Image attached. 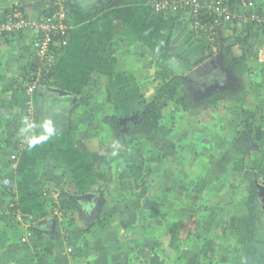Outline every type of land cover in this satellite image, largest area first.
<instances>
[{"label":"crops","instance_id":"0c3cea01","mask_svg":"<svg viewBox=\"0 0 264 264\" xmlns=\"http://www.w3.org/2000/svg\"><path fill=\"white\" fill-rule=\"evenodd\" d=\"M66 2L73 24L68 44L55 47V70L50 80L41 84L31 98L37 112L32 143L13 171H10L9 154L21 124L26 99L23 82L34 62L31 51L34 33L24 30L0 37V179L12 176L11 181L4 179L6 185L2 187L5 190L0 191V204H5L6 216L15 214L13 217H20L14 223L0 220V234L3 236L0 264H83L86 261L92 264H135L128 259L122 261L118 246L119 234L124 231L122 226L130 222L115 219L110 227L102 230L97 222H109L112 217L100 220L96 216L97 222L87 223L81 215L88 210L85 204L91 205L101 195L103 199L101 193L106 179L101 176L98 180L93 178L102 174L101 168L106 162V155L98 149L104 142L99 135L106 132L104 143L110 138L114 140L112 143L116 145L111 153L114 152L116 158L130 151L119 147L112 130L109 131L106 113H116L120 117L122 113L124 116L136 115L130 109L131 102L152 100L161 80L174 75L187 77L190 88L194 82L199 84L198 91L209 94L217 88L232 90L229 85L231 75L239 71L242 73L235 79L238 87L230 96L242 93L253 101L252 98L259 94V86H264L256 81V78L264 79L263 75L256 74L257 68L261 69L259 62H264L257 51L259 44L264 43V29L239 21L224 23L218 28L216 38L230 47L233 58H243L240 63L226 67L221 48H214L212 55L207 56V41L193 34L185 13L157 14L149 8L147 0ZM14 3L20 5L27 17H36L49 6L43 0H0V18ZM255 7L264 15V0H256ZM239 11L247 13L249 9L240 7ZM211 58H214V66L210 63L202 65ZM210 73L218 74L211 82L207 79V83H198V78ZM253 109L257 112L245 118L251 127L245 133L248 137H238L240 143H245V138L248 143L252 142L246 147L248 149H243L247 152L243 158L250 160L251 164L236 176V182L232 180L231 170L228 171L230 176L224 174L234 181L235 187L231 189L228 184V188H219L218 197L209 187L210 183L201 186L197 183L199 180H188L184 186L188 189L186 199L174 195L164 199L152 196L154 201L150 197L144 198V203L149 206L150 202L155 209L165 204L172 215L166 220L150 223V238L144 244L135 241L140 251L137 264H149L152 258L157 264H175L176 261L178 264H264V234L259 232L264 223L257 226L259 208L262 205L260 210L264 209V104L259 103ZM92 116L94 119L103 117V122L98 125L104 129H98V140L89 129ZM95 143L100 146L94 148ZM232 152L229 150L230 154ZM99 160H102L101 164L96 163ZM118 166L119 163H114L113 169ZM35 174L38 176L36 180ZM217 179L221 180V177ZM217 179L214 182L218 186L223 184ZM251 181L263 189H258L261 194H257V201L253 204V217L249 216V200L244 201L242 195L238 197L242 191L237 192L236 199L232 196V192L241 190L240 186L248 189ZM44 186L67 192L79 204L71 219L68 239L56 237L51 200L42 194ZM199 187L207 190L212 202L204 197L187 204L188 198ZM245 192L243 197L248 198ZM12 201L18 206L15 213L8 211ZM202 204H209L207 210L212 212L211 217L207 216L206 209L187 213V207ZM117 207L113 208L118 210ZM101 211L105 217V209ZM173 223H178L179 228L176 224L172 226ZM184 241L186 245L182 248ZM68 246L71 247L69 252L66 250ZM81 247L88 249L91 255L84 257ZM114 247L117 251L113 250ZM49 248L51 254L46 252Z\"/></svg>","mask_w":264,"mask_h":264},{"label":"rangeland","instance_id":"374dc122","mask_svg":"<svg viewBox=\"0 0 264 264\" xmlns=\"http://www.w3.org/2000/svg\"><path fill=\"white\" fill-rule=\"evenodd\" d=\"M257 51L260 55L259 58L264 60V58H262V56L264 57V43L259 44ZM259 63L261 65V69L257 68L258 72H256V74L261 77L262 75L264 76V62L260 61ZM235 69L239 68L235 67ZM241 69L244 68L241 67ZM241 73L239 71H236V73L233 72V74L231 75V82L229 83V85L233 90L238 87L239 83L235 82V79L238 78V74ZM216 74L218 73H210L209 76L208 74H204L202 76L203 78H198V83L202 84L203 81L207 83V79L211 82L212 77ZM195 81H197L196 78ZM256 81L259 83L262 82L264 85V79L256 78ZM192 85H194L191 88L193 93L192 95L196 103H194L188 110H183L181 109V106L178 105L177 106L179 108L177 106L174 107L173 105L169 104V106L164 111L162 123L168 124V126L172 128V136H174L173 139H175V145L177 146L176 159H169L165 167L159 166L158 163L145 162L146 160L144 151L138 153L136 152L137 148L127 149L130 150V153L128 152V154H124L123 156H121V158H116L114 152L111 153V149L116 145L115 142L112 143V141L114 140L110 138L107 143H104V136L106 132L103 131L99 135L100 138L104 140V142L98 149L102 151V153H104V156L106 155V158H104L106 159L107 163L103 161L105 165L102 168L100 167L102 174L95 175L93 176V178H97L96 180H98V177L101 176V179H106V184L104 183L101 193L103 194V199L101 195V198H99L98 200L96 199L95 201H93L94 199H92L91 202H93L91 203V205L85 204L84 207L88 210L83 211V208L82 211L84 213H82L81 215L84 219H87V223L93 221L97 222V218H95L94 213L97 212V214L100 216L102 215L101 210L105 209V213H103L106 215L105 218H112L109 222H97L101 224L100 228L102 230L110 227L111 222L115 219H123L122 222L124 223L130 222V224L128 223L122 226V230L124 231H122V234H119L120 238H118L119 252H121L122 254V261H124V259H128L131 260L132 263L135 262V264H137L139 256L138 254L140 251L137 249L136 243L144 244L145 241L149 240L150 236L148 235V232L150 229V223L158 219L166 220L168 217H170V215H172V213L170 214L169 212L170 208L168 210V208L164 206L165 204H162L157 209H155L150 206V202L149 206H147L144 203V198L150 197V200L154 201L152 196H156L159 199H164L172 198L171 195H174L173 197H176L178 199H186V193L188 192V189H184L187 187L184 186L189 182L188 180H190L191 182H196V180H199L197 183H199L201 186L202 184L205 185L210 183L209 187L211 188V190L213 189L216 195L220 197L218 191L219 188H228V184L230 185L231 189L235 187L233 185L236 176H240L242 171L247 169L246 167L250 166L251 164L250 160V162L245 161V158H243L245 156V153L247 154V152L243 149L251 145L252 142H247L248 140L246 138L248 137V134L243 135H247L243 140L245 141V143L238 142V137L241 136L240 133L245 128H247V132L251 129V127H246L243 121L257 112L253 108L259 103L264 104V86H259V94H256L257 96L252 98L253 101L249 99L250 97L246 98V95L241 93L238 95L230 96L225 101L220 103L218 109H216L215 111H211L209 109H205L203 103L201 102L203 96L207 95V91H198L199 84L197 83L194 84L193 82ZM168 92L169 98V95H171V91ZM144 99L146 100L147 97L145 96ZM139 100L140 103H138L139 101L135 103L131 102L130 109H133V111L140 109V105L142 103L144 104V102H142L143 100L141 99ZM90 118H93V120L89 122L92 126L89 129L93 133V136L97 139L99 130L104 129H102V127L98 125L100 122H103V117L101 118V116H97L94 119V116H92ZM123 118L125 117H120L119 122L123 123ZM110 130L111 129L109 128V131ZM94 132L98 133L95 134ZM33 133L34 132H32L29 138V143L22 155H24V153L29 149L32 143ZM149 141L162 150L166 149L169 145L166 138L161 136L158 132L153 133L149 137ZM99 146L100 145L97 143L94 144V148H97ZM142 149L145 150V147ZM229 150L233 151V154H230ZM20 158H18L17 163L15 164L13 160L9 159L11 164L10 171H13V169L17 167ZM96 163L101 164L100 162ZM114 163H119L120 166H118L117 169H113ZM132 166L135 167V169H133ZM229 170L233 172L232 180L234 181H230L226 177L228 175L230 176V173L228 172ZM4 177L0 179V191L5 190V188H2L4 187V185H6L5 180L11 181L12 179V176L8 178ZM33 177L36 180L38 176L37 174H35ZM217 177H221V180L217 179ZM182 178L186 181L183 185L182 183H180V181H182ZM215 179L221 181L223 184L218 186L216 182H214ZM142 180L145 181V184H147L145 186V196L140 195L142 189ZM47 188L51 189V187L44 186L42 192H45ZM240 188L241 190L232 192V196H234L236 199L237 192L242 191V193L238 195V197L242 195L241 197L245 201L247 200V197L243 196L245 190L248 191V189H244V186H240ZM55 190L61 191V189L58 188H56ZM207 194V190L204 187H199L198 191L194 190L193 194L188 198L187 204L190 205V202L198 200L199 198L202 199L204 197L208 199V202H212V196L210 194ZM223 197H225V195H223ZM15 203V201H12L9 206L15 205ZM208 205L202 204V206L187 207V213L192 212L194 214L196 213L195 210L197 209H210ZM115 206H118V210L113 208ZM261 208L262 205L259 208L258 218L260 220H258L257 223L258 227L260 226V222L264 223V209L260 210ZM1 209L3 210L0 211V220L3 219V222L7 221L6 223H14L15 220H18L20 218L13 217L15 214H11L12 216H6L5 204H0V210ZM206 212L207 216L211 217L212 212H208V210ZM79 219L81 218L79 217ZM78 223L80 224V226H82L81 221H79ZM174 224H176V228H179L178 223H173L172 226ZM259 232L264 234V225L259 229ZM196 243H198L197 239ZM185 245L186 241L182 242V248L185 247ZM148 248H151V246H149ZM102 250H100V252ZM113 250L117 251L115 247L113 248ZM80 252L82 255H85L84 257H87V255H91V252L88 249L86 250V248H82ZM175 264H178V261H176ZM179 264L182 263L180 262Z\"/></svg>","mask_w":264,"mask_h":264},{"label":"built area","instance_id":"2783aa9c","mask_svg":"<svg viewBox=\"0 0 264 264\" xmlns=\"http://www.w3.org/2000/svg\"><path fill=\"white\" fill-rule=\"evenodd\" d=\"M49 3L48 13L36 17H27L18 3L7 8L0 20V37L15 32L31 30L33 34L31 51L34 67L27 73L23 82L26 99L23 107V120L18 134L20 140L10 158L17 163L19 156L26 149L29 138L34 132L36 107L31 99L37 88L47 82L57 62L56 46H66L71 34L72 21L67 10L66 0H43ZM149 8L156 13L187 14L191 30L201 39L211 41L217 36V29L224 23L235 19L240 23H256L264 29V15L257 11L254 0H147ZM249 11L240 13L239 8ZM43 195L52 203L53 217L59 221L66 216L59 208L60 191L46 189ZM25 241V238H21ZM71 251V247L67 248Z\"/></svg>","mask_w":264,"mask_h":264},{"label":"trees","instance_id":"16d2710c","mask_svg":"<svg viewBox=\"0 0 264 264\" xmlns=\"http://www.w3.org/2000/svg\"><path fill=\"white\" fill-rule=\"evenodd\" d=\"M254 1H255V6H256V0ZM258 10L260 11L259 8ZM43 13H48V10ZM157 14H163V13H157ZM167 14L171 15L172 13H167ZM2 18H0V20ZM236 21L237 20L235 19L232 22H236ZM232 22H229V23H232ZM245 24H256V23L248 22V23H244V25ZM221 26L222 25H220L219 27H215L217 29V32H218V28L220 29ZM192 32L194 34L193 30ZM205 43L207 44L206 48L209 51L207 56L212 55L210 53L213 52L214 48H221V52L223 54L222 61L226 67L236 65L237 63L241 62V59H243V58H233L230 52V47L226 45L223 42V40H220L219 38L218 39L215 38L211 41L209 40ZM203 59L204 58H202L201 61ZM33 67H34V62H33L32 68ZM54 68L55 66L53 67L51 74L48 76L49 78L47 82L50 80L55 70ZM168 91H171L170 92L171 95H169V98H168V93H169ZM232 93H233V89L228 90V89L217 88V89L212 90L206 96H204L201 99V102L203 103L205 109L215 111L216 109H218L220 105L219 103L224 101ZM194 103L196 102L193 99L192 91L190 88V81L187 79V77H184L182 75H174L167 80L166 79L161 80V83L156 87V92H155L153 99L148 102H144L142 108L134 112V114H136V117L133 116L132 118H129V116H132V115H129V116L121 115V117L123 116L127 117L126 121L122 123V122H119L120 115L116 113H111V114L106 115L105 120L108 122L109 127L112 130V133L114 134V137L118 140L120 148L122 149L123 148L124 149L137 148L138 152L144 151L145 160H146L145 162H148V163L154 162V163H158V165L161 167H165L169 159L171 160L176 159L177 146L175 145V139H173L174 136H172V128H170L168 124L162 123L164 111L169 106V104L173 105L174 107L178 105V106H181V109L188 110ZM22 120H23V114L21 118V123H22ZM36 120H37V112H36ZM243 123L246 127L250 126V122L247 120L243 121ZM246 129L247 128H245L240 134L245 135L247 131ZM20 130H21V124L18 128V132L14 136V142H13V146H12L10 154L16 149L17 144H18L17 142L20 140V136H18ZM34 130H35V126H34ZM155 132H158L161 136L165 137L166 140L168 141L169 145L166 149L162 150L149 141V137ZM144 147H145V150L142 149ZM94 159H96L95 155H94ZM99 162H102V160H99ZM133 169H135V167H133ZM185 182L186 181L183 180V178H182V181H180L182 185L185 184ZM146 185L147 184H145V181L142 180V189H141L140 195H144V192L146 191V188H145ZM257 185H258L257 182L255 183L251 181L248 187V191H247V195H248L247 199L249 200V216L250 217L254 216V212L252 210L254 207L253 204H255L257 201V194H258ZM58 201H59V208L63 211L64 215L66 216V219L61 220V221H59L57 217H54V221L56 222V226H57L56 237L59 239V238H62L63 236L68 237L69 226L72 222L71 219H73L72 217H73V214L76 212V210L79 209V204L78 202H76V200L72 196H70L65 191L60 192ZM50 204H51L50 209L52 210L53 205L51 202ZM17 207L16 205L9 206L8 211L10 213H15V211L17 210ZM94 215L95 217L97 216V218L100 220L105 218L102 215L99 216L97 212H95ZM83 228H84L83 226L80 227L81 230H83ZM34 233L36 234V232ZM2 239H3V236L0 234V242ZM51 251H52L51 248L46 250V252L50 254H51ZM42 256L43 255H41V257ZM152 259H153L152 262H150L149 264H157L156 260L154 258ZM83 264H92V262L86 261Z\"/></svg>","mask_w":264,"mask_h":264},{"label":"water","instance_id":"95a60500","mask_svg":"<svg viewBox=\"0 0 264 264\" xmlns=\"http://www.w3.org/2000/svg\"><path fill=\"white\" fill-rule=\"evenodd\" d=\"M213 61H214V58H211L209 60L204 61L202 65H205V64H209L210 63L212 66H214ZM132 117H133V115L132 116H129V118H132ZM134 117H136V115H134ZM123 119H124V121H126L127 117H125ZM258 189H259V191H262L263 190L260 186H258ZM258 194L260 195L261 193L258 192Z\"/></svg>","mask_w":264,"mask_h":264}]
</instances>
